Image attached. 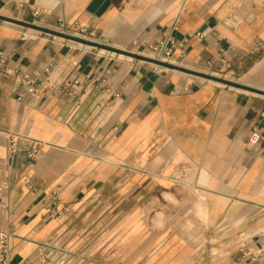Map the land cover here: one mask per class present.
Returning a JSON list of instances; mask_svg holds the SVG:
<instances>
[{"label":"crops","instance_id":"crops-1","mask_svg":"<svg viewBox=\"0 0 264 264\" xmlns=\"http://www.w3.org/2000/svg\"><path fill=\"white\" fill-rule=\"evenodd\" d=\"M91 1L0 0V131L40 150L15 160L0 133L3 264H37L42 246L63 264H264V0H110L100 16ZM59 19L116 49L171 34L186 57L156 72L21 24ZM35 72L31 95L16 73Z\"/></svg>","mask_w":264,"mask_h":264},{"label":"built area","instance_id":"built-area-1","mask_svg":"<svg viewBox=\"0 0 264 264\" xmlns=\"http://www.w3.org/2000/svg\"><path fill=\"white\" fill-rule=\"evenodd\" d=\"M34 14H37V11H35ZM59 27H60V33H63L65 35H70L73 37H77L78 34H84L85 27L80 26L79 32L75 33H69L68 32V25L63 19L58 20ZM178 23L179 18L178 16L175 17L171 31L175 32L178 29ZM196 36L199 38H203V35L201 33H197ZM89 37H92V35H89ZM188 40L183 39L181 41H175L172 38L171 34H168L163 39H135L132 42L131 50L128 52L135 53L137 55L145 56L144 52L151 55V58L166 63L169 65H178L181 61L184 60L186 57V45ZM259 48L264 51V44L260 43ZM2 56V53L0 52V57ZM56 66L54 63L48 64L44 69L42 70V73L44 75H49L52 69ZM157 69L156 72H159L162 68L161 66L156 65ZM5 74H11L10 71L5 70ZM42 73H16V79L17 84L20 88L23 89V92L29 93L31 95H34L36 93L35 84L39 78V76ZM66 87L73 88L74 86L80 85L79 79H75L73 81H67L64 83ZM18 99H22L21 96L18 97ZM261 116L264 117V112L261 113ZM5 136L6 139V153L9 157L15 159V160H27L30 162H35L40 157V150L37 146H32V143L35 141L34 139L26 136L21 135L17 133H12L10 131H0ZM261 139L260 133L254 129L250 136H249V143L253 146L257 145ZM36 142V141H35ZM9 184L7 181H3L0 184V197L2 196L3 192L8 189ZM58 192L59 189H54L51 191V197L53 200V209L51 211L52 218L56 221H58L63 213L65 212V209L58 208L59 206V199H58ZM13 234L10 230L4 229L0 230V264H3L6 260V253L8 251V242L12 238ZM240 237H242L240 243H239V249L238 252L243 258H248L251 262L256 261V259L259 257V254L257 252H254L253 249H251L248 246L247 239L244 237L243 234H240ZM62 252L61 251H53L52 253H47L46 247L42 246L38 250V255L36 262L37 264H63L61 262L60 256ZM33 260L25 259L24 261H21L19 264H33Z\"/></svg>","mask_w":264,"mask_h":264},{"label":"water","instance_id":"water-1","mask_svg":"<svg viewBox=\"0 0 264 264\" xmlns=\"http://www.w3.org/2000/svg\"><path fill=\"white\" fill-rule=\"evenodd\" d=\"M109 6H110V0H92L89 3V5H88L86 10L89 13H91V14H93L95 16H100ZM2 20H4V18L0 17V21H2ZM21 24L24 27H27V28H30V29H34V30H37L39 32H42V33H45V34H48V35L57 36V37H60V38H62L64 40H68V41H71V42H76V43H80V44H84V45H92V46H96V47H102L105 50L116 52V53L123 52L124 54H127L128 56H130L133 59L150 62V63H153L155 65L161 66V67L174 68V67H172V66H170V65H168L166 63H162V62L156 61L154 59H150L148 57L137 55L135 53H131V52H128V51L124 52V51H121L119 49L110 48V47L103 46V45H100V44L90 43V42H87V41H85L83 39H80V38H77V37H73V36H70V35H65L63 33L50 31V30H47V29H43V28H40V27L32 25V24H28V23H21ZM226 83L227 84H231L232 86H235V87H238V88H244V87H242L240 85H237V84H232V83H228V82H226Z\"/></svg>","mask_w":264,"mask_h":264},{"label":"rangeland","instance_id":"rangeland-1","mask_svg":"<svg viewBox=\"0 0 264 264\" xmlns=\"http://www.w3.org/2000/svg\"><path fill=\"white\" fill-rule=\"evenodd\" d=\"M77 38L83 39V40H85L87 42H90V43L100 44V45H103V46H107V47H110V48H114L111 45H107L106 43L97 40L96 37H89L88 35H85V34H78ZM74 43H76V42H74ZM77 44L80 45V46L89 47V49H95V50H97V51H99L101 53L111 55V56H113L115 58H120V59H125V60H129V59L132 60V58L130 56H128L127 54H124L123 52L116 53V52H112V51L105 50L102 47H96V46H92V45H84V44H79V43H77ZM114 49H116V48H114ZM119 50L125 52V51L131 50V48L130 49H119ZM144 55H150V54L144 52ZM136 60L137 59H134L132 61H136Z\"/></svg>","mask_w":264,"mask_h":264},{"label":"bare ground","instance_id":"bare-ground-1","mask_svg":"<svg viewBox=\"0 0 264 264\" xmlns=\"http://www.w3.org/2000/svg\"><path fill=\"white\" fill-rule=\"evenodd\" d=\"M80 44V43H79ZM162 69H164V70H167L166 68H163V67H161Z\"/></svg>","mask_w":264,"mask_h":264}]
</instances>
